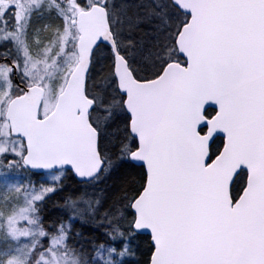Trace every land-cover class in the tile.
Listing matches in <instances>:
<instances>
[{
  "label": "snow or ice",
  "instance_id": "snow-or-ice-1",
  "mask_svg": "<svg viewBox=\"0 0 264 264\" xmlns=\"http://www.w3.org/2000/svg\"><path fill=\"white\" fill-rule=\"evenodd\" d=\"M0 264H264V0H0Z\"/></svg>",
  "mask_w": 264,
  "mask_h": 264
},
{
  "label": "trees",
  "instance_id": "trees-1",
  "mask_svg": "<svg viewBox=\"0 0 264 264\" xmlns=\"http://www.w3.org/2000/svg\"><path fill=\"white\" fill-rule=\"evenodd\" d=\"M66 183H68L69 185H71L73 183V181L69 180V181H66Z\"/></svg>",
  "mask_w": 264,
  "mask_h": 264
}]
</instances>
